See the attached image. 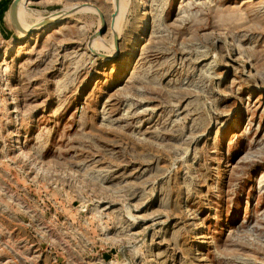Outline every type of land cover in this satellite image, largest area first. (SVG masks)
I'll list each match as a JSON object with an SVG mask.
<instances>
[{
  "label": "rangeland",
  "instance_id": "rangeland-1",
  "mask_svg": "<svg viewBox=\"0 0 264 264\" xmlns=\"http://www.w3.org/2000/svg\"><path fill=\"white\" fill-rule=\"evenodd\" d=\"M13 1L0 264H264V0Z\"/></svg>",
  "mask_w": 264,
  "mask_h": 264
},
{
  "label": "bare ground",
  "instance_id": "bare-ground-1",
  "mask_svg": "<svg viewBox=\"0 0 264 264\" xmlns=\"http://www.w3.org/2000/svg\"><path fill=\"white\" fill-rule=\"evenodd\" d=\"M23 2V1H22ZM21 2V3H22ZM144 3V2H143ZM143 3H140V6H144L143 5ZM19 5L20 4H18V6H17V9H18V7H19ZM121 6L123 7V5H122V1H120V0H118V3H117V6H116V10H117V13H120V11H121ZM21 7V6H20ZM141 8V7H140ZM16 9V12H15V19H16V23H17V25H18V15H19V17H21L20 16V11H19V9L17 10ZM86 9H88L89 10V8H86ZM123 9V8H122ZM92 10V9H91ZM75 11V10H74ZM79 11V10H78ZM125 11V10H124ZM76 12V11H75ZM95 12V11H94ZM62 14V13H61ZM121 15H122V13H120ZM119 15V14H118ZM142 16H143V18H140V20H139V22H140V29H139V31H140V33H142L143 31H145V28L146 29H149V17H150V14H149V11H147V10H143V12H142ZM61 17V16H60ZM64 17V16H63ZM118 18H120V16H115V18H113L112 19V21H113V25H112V33H115V29L117 28L116 26H117V24L116 23H118ZM49 20V19H48ZM51 20V19H50ZM52 21V20H51ZM111 21V22H112ZM121 21V20H120ZM20 22V21H19ZM50 22V21H49ZM122 22V21H121ZM22 23V22H21ZM20 23V24H21ZM40 26V25H39ZM52 26V25H51ZM38 26H36V27H24L23 28V30L21 31V34H20V38L23 40V41H26V40H28V39H30L33 35H35V34H37V33H39L40 31H43V30H46L47 31V29H50L51 27L48 25V26H45L44 28H42V29H40V28H37ZM42 27V26H41ZM21 28V27H20ZM33 30V31H32ZM96 40V39H95ZM98 42V41H97ZM96 42L95 41H93V43H92V50H94V47H93V45L95 44ZM20 44H22V43H19V45L18 46H20ZM96 45H97V43H96ZM109 46H112V45H109ZM96 47V46H95ZM20 49V48H19ZM9 50V49H8ZM8 51H5L4 53H3V56L2 57H6L7 56V53Z\"/></svg>",
  "mask_w": 264,
  "mask_h": 264
},
{
  "label": "water",
  "instance_id": "water-1",
  "mask_svg": "<svg viewBox=\"0 0 264 264\" xmlns=\"http://www.w3.org/2000/svg\"><path fill=\"white\" fill-rule=\"evenodd\" d=\"M18 4H19V0H14L10 6V18L16 27L18 26H17L16 19H15V12H16Z\"/></svg>",
  "mask_w": 264,
  "mask_h": 264
}]
</instances>
